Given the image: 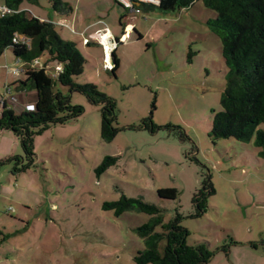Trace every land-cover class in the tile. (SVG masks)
<instances>
[{
  "label": "rangeland",
  "instance_id": "1",
  "mask_svg": "<svg viewBox=\"0 0 264 264\" xmlns=\"http://www.w3.org/2000/svg\"><path fill=\"white\" fill-rule=\"evenodd\" d=\"M109 8L106 20L114 30L120 32L119 15L125 14L142 38L131 31L121 41L116 77L102 66L99 48L95 61L80 46L87 62L74 81L94 84L115 102L119 131L103 141L101 105L59 84L54 89L84 112L34 135L33 161L27 162L14 133L0 129V230L6 236L0 260L7 255L6 264H134L144 247L135 230L150 216H115L102 207L124 194L161 208L164 222L181 213L187 244L206 243L214 251L207 264H264L261 149L254 138L209 136L227 73L221 43L206 25L215 14L200 1L177 11L129 13L115 3ZM38 59L37 67L45 61L51 75L56 64L46 54ZM19 62L9 49L0 55V95L14 113L19 103L36 99L35 90L15 84L24 78L11 70ZM151 112L155 132L141 123ZM105 156H117V164L97 175ZM207 178L214 193L207 212L193 216L191 199ZM166 187L176 188L178 198H160L157 189ZM231 239L236 244L227 253L220 250Z\"/></svg>",
  "mask_w": 264,
  "mask_h": 264
},
{
  "label": "trees",
  "instance_id": "2",
  "mask_svg": "<svg viewBox=\"0 0 264 264\" xmlns=\"http://www.w3.org/2000/svg\"><path fill=\"white\" fill-rule=\"evenodd\" d=\"M3 1L7 11L0 15V55L9 49L16 59L29 64L46 54L47 62L59 64L61 71L52 76L44 67L28 66L23 71L24 78L15 84L23 89L35 90L34 108L14 113L5 100L0 101V129L14 133L20 140L27 162L33 161L34 135L52 125L77 118L84 112L82 106L71 104L69 97L54 89L59 84L70 91L85 94L90 103L101 105L100 137L106 143L111 142L119 131L113 124L116 119L115 102L94 84L74 81L87 62L85 55L73 41L63 39L52 22L39 20L20 8L23 1L34 3L35 0ZM48 1L52 9L61 14L72 10L71 5L61 0ZM196 1L215 14V17L206 19V25L219 39L221 54L227 66L220 109L212 117L209 136L213 141L234 138L249 142L254 138V144L261 149L259 154L264 158V130L258 129L259 125L264 124V0H158L157 4L146 5L162 11H177L192 6ZM16 33L29 37L30 46L14 43L12 40ZM137 38H140L138 33ZM112 57L114 64L109 72L116 77L120 63L114 52ZM141 123L154 132L159 128L152 121V112ZM117 161V156L103 157L95 168L96 174L105 172ZM213 193L214 188L210 178H207L191 199L196 209L193 216L207 212V199ZM157 195L174 200L178 198L179 192L176 188L166 187L157 189ZM102 207L112 210L115 216L127 211L150 216L135 230L143 239L144 247L133 256L134 264H207L214 255L206 243L187 244L189 231L180 224L182 214L179 212L173 219L164 222L161 208L140 197L124 194L116 200L104 202ZM5 238L0 230V243ZM230 243L236 244L231 239L220 250L227 253ZM253 247L256 245L253 244Z\"/></svg>",
  "mask_w": 264,
  "mask_h": 264
},
{
  "label": "crops",
  "instance_id": "3",
  "mask_svg": "<svg viewBox=\"0 0 264 264\" xmlns=\"http://www.w3.org/2000/svg\"><path fill=\"white\" fill-rule=\"evenodd\" d=\"M62 2L68 3L71 5L72 10L68 13H59L52 9L48 0H35L34 3H29L23 1L20 8L26 10L29 15L38 18L42 21L52 22L58 34L67 40H71L77 46V49L80 50L83 54L84 52L79 48L80 46H86L88 49V56L97 60L95 52L97 48L101 50L102 66H105L107 70L111 68V60L113 61L112 52L116 55V49L123 39H126L129 36V32L136 31L142 38V35L136 27L133 26L130 22H126L125 14L119 15L118 24L121 26V30H114L111 25L106 20L109 10L112 9V3H115L114 0H61ZM44 3V5L42 4ZM116 4V3H115ZM4 1L0 0V15L4 8ZM141 11H148L153 9H158L157 7L149 6L146 4H141ZM107 10V14L106 13ZM159 10V9H158ZM126 11V10H125ZM129 13H134L126 11ZM119 32V33H118ZM112 41H116L117 45L113 51H110ZM103 48V49H102ZM94 49V50H91ZM11 51V50H10ZM5 52V51H4ZM3 52V53H4ZM85 55V54H84ZM117 57V56H116ZM15 58V57H14ZM16 59V58H15ZM16 61H20L16 59ZM40 59H37V62L29 63L23 65V67L34 66L37 67ZM22 61H20V66ZM46 62L41 63V67L45 68L46 71ZM56 64V63H55ZM19 66V67H20ZM119 66V65H118ZM104 68V67H103ZM54 74V67L51 69ZM47 72V71H46ZM50 74V73H48ZM7 85V84H6ZM5 85V86H6ZM10 89V85H7ZM27 104H33V102L26 101L25 103H19L20 111L25 109ZM8 105V102H7ZM9 260V256L5 255L3 260H0L2 264H6Z\"/></svg>",
  "mask_w": 264,
  "mask_h": 264
},
{
  "label": "built area",
  "instance_id": "4",
  "mask_svg": "<svg viewBox=\"0 0 264 264\" xmlns=\"http://www.w3.org/2000/svg\"><path fill=\"white\" fill-rule=\"evenodd\" d=\"M114 2L116 4H118V5H120L121 7H123L126 11L139 13V12H141V7H140L141 4L142 5L143 4H157L158 0H114ZM2 11H3L2 13L6 12L7 8L4 6ZM12 41L14 43H19L20 42L22 44H25L26 47H29L30 44H31V39L29 37H26L25 35L19 34V33H16L14 35ZM116 45H117V42L116 41H112L110 51H113V49L116 48ZM33 62H37V59H35ZM21 64L22 65L20 67L11 68L13 74L16 75L19 72L23 73V71L27 68V67H23V65H26V63H24V61H22ZM29 67H34V66H29ZM60 71H61V66L56 63V65L54 66V74L52 76L58 75L60 73ZM5 91H6L7 94L11 93L10 89L7 87V85L5 86ZM8 99L10 101L14 100L13 97H9ZM4 100L7 102V98L5 97V95H0V101L3 102ZM33 108H34L33 104H27L25 106L26 110H32Z\"/></svg>",
  "mask_w": 264,
  "mask_h": 264
},
{
  "label": "water",
  "instance_id": "5",
  "mask_svg": "<svg viewBox=\"0 0 264 264\" xmlns=\"http://www.w3.org/2000/svg\"><path fill=\"white\" fill-rule=\"evenodd\" d=\"M113 64H114V61H112V60H111V63H110V65L112 66ZM53 84H55V83H53Z\"/></svg>",
  "mask_w": 264,
  "mask_h": 264
}]
</instances>
